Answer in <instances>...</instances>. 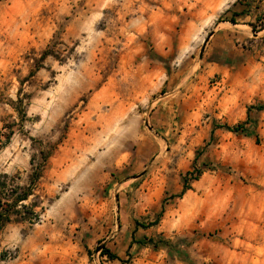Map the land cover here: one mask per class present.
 <instances>
[{"label": "rangeland", "instance_id": "374dc122", "mask_svg": "<svg viewBox=\"0 0 264 264\" xmlns=\"http://www.w3.org/2000/svg\"><path fill=\"white\" fill-rule=\"evenodd\" d=\"M227 1L0 0V264H264V16L222 38Z\"/></svg>", "mask_w": 264, "mask_h": 264}, {"label": "crops", "instance_id": "0c3cea01", "mask_svg": "<svg viewBox=\"0 0 264 264\" xmlns=\"http://www.w3.org/2000/svg\"><path fill=\"white\" fill-rule=\"evenodd\" d=\"M216 1L218 0H214L215 3ZM220 8L221 9H219V11L213 12V15L210 17H213L219 14L220 12L224 14L223 18L225 19L218 21L216 24V29H217L216 31L223 33V35L221 36L222 38L229 37L228 34H230L231 32L233 35L234 32L247 31L250 28L251 23H253L255 20H260L261 17L264 16V0H231V1L229 0L224 5L221 4ZM199 10L203 11L204 7L201 5L199 7ZM153 12L155 11L154 10L151 11V13ZM199 15L201 16H199L198 19L191 18L187 20V24H186L187 29L191 34L195 33L197 28L199 29V27L197 28L195 27L197 26L196 21H198L200 25L206 24L205 14L199 13ZM71 142H75V141L71 139ZM74 144L75 146H79L80 143L77 145L76 143ZM63 145H65V147L59 148L57 150L59 153V156L55 157V162H59L62 165L66 166L68 165V164H65L67 163V160H66L67 156H70V157L73 156L72 155L73 149H70V150L67 149L66 148L67 143ZM74 151H76L75 156L78 157L77 150L75 149ZM57 178L58 177L56 176L55 179ZM68 184H69L70 190L75 194H79V193L88 194V193L93 192L92 174L90 172H87V173L77 172L75 176H71L69 178ZM133 211L135 213L136 209H134ZM121 217L123 218L124 216H121ZM133 218L134 219H131V220H133L132 222L134 224L135 214H133ZM126 221H128V224L130 225L132 224V222L129 219H126V216H125L122 220V224H124V222L126 223ZM1 262L5 263L3 260Z\"/></svg>", "mask_w": 264, "mask_h": 264}, {"label": "trees", "instance_id": "16d2710c", "mask_svg": "<svg viewBox=\"0 0 264 264\" xmlns=\"http://www.w3.org/2000/svg\"><path fill=\"white\" fill-rule=\"evenodd\" d=\"M17 101L20 102L21 99L18 97ZM262 108H264V106H262ZM43 160L46 161V157ZM37 170L38 169H36V171H34V173H33V178L31 180L32 182H33V180H37L41 177V172L37 171ZM4 176L5 175H0V194L2 193V189L5 188V181L2 179ZM32 182H31V185H32ZM12 192H13L12 198L5 204V207L2 206V200L0 197V229H1L3 224H5L11 220V214L18 216V217H16L15 220H25V219L31 220V218L33 216V213H32L33 211H32L31 206H27V205L21 203V202L27 200L29 195L32 193V186L28 185L27 188L21 192H18L17 189L12 190ZM18 205L20 208H17ZM22 209L27 210L28 216H22ZM36 217H37V215H34V218H36ZM101 254L107 255L108 258H110V259H119V257L117 255L112 253L105 246L102 247Z\"/></svg>", "mask_w": 264, "mask_h": 264}]
</instances>
